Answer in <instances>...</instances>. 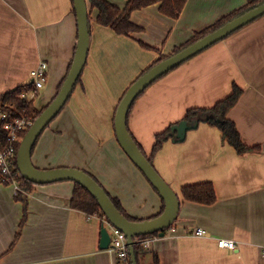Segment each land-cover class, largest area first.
Returning <instances> with one entry per match:
<instances>
[{"label":"crops","instance_id":"1","mask_svg":"<svg viewBox=\"0 0 264 264\" xmlns=\"http://www.w3.org/2000/svg\"><path fill=\"white\" fill-rule=\"evenodd\" d=\"M123 8L126 0H110ZM248 0H187L178 18L159 4L132 13L143 31L116 33L90 17V46L81 81L61 112L39 136L32 152L36 167H77L95 175L130 215H156L163 198L121 146L115 113L124 93L142 72ZM78 40L72 0H0V95L32 82L31 71L48 63L47 81L36 102L52 101L72 62ZM140 41L156 47L145 48ZM243 88L228 116L248 145L261 150L238 153L221 131L205 122L184 141L168 139L153 157L159 173L177 192L180 210L164 236L152 243L142 264H264V15L191 57L152 83L129 113V129L151 154L155 135L181 121L191 107H211ZM178 135L185 124L176 126ZM211 181L217 200H185L184 185ZM75 182L36 184L28 195V216L20 236L23 203L13 187L0 182V264H119L100 246L107 218L72 208ZM203 227L207 234H192ZM237 242L230 250L218 239ZM15 241L14 246L11 245Z\"/></svg>","mask_w":264,"mask_h":264},{"label":"water","instance_id":"2","mask_svg":"<svg viewBox=\"0 0 264 264\" xmlns=\"http://www.w3.org/2000/svg\"><path fill=\"white\" fill-rule=\"evenodd\" d=\"M73 3L78 25V40L74 57L60 90L32 123L23 137L17 154L18 168L25 178L38 184L72 180L85 187L97 199L108 222L126 233L130 244L132 263L138 264L134 251V237L155 232H158L160 236H164L165 228L171 226L176 221L181 203L177 192L159 173L132 137L128 129L129 111L137 97L154 81L241 27L263 16L264 2L226 22L224 25L209 32L171 56L160 60L157 64L139 75L121 98L115 113L117 138L125 152L143 171L165 202V208L161 214L138 221L128 219L115 205L105 188L87 171L77 167L43 169L36 167L32 161L35 143L47 125L51 123L67 103L87 61L90 46L89 3L88 0H73ZM110 240L109 229L106 226L102 227L101 248L107 249Z\"/></svg>","mask_w":264,"mask_h":264},{"label":"trees","instance_id":"3","mask_svg":"<svg viewBox=\"0 0 264 264\" xmlns=\"http://www.w3.org/2000/svg\"><path fill=\"white\" fill-rule=\"evenodd\" d=\"M126 1L127 2L125 6L121 8L117 4L111 2L110 0H88L89 17H91L92 10L96 8L97 9L96 21L99 24L110 27L118 34L131 36L134 32H140L144 30L143 27H141L140 25H138L131 19V15L134 11L142 9L149 5L158 3L159 10L161 13L169 17H172V18H178L187 2V0H126ZM262 2H264V0H248L246 3H244L240 7H237L236 9L220 17L216 22L202 28L201 30L195 31L193 36L190 39H188L183 44L176 46L172 51L168 53H161L158 48L152 47L146 44L145 42L140 41L143 47L151 48L157 52H160L159 58L156 61H154L151 65H149L143 72L148 70L153 65L157 64L160 60L171 56L172 54L178 52L184 47L192 44L196 40L202 38L209 32L214 31L215 29L224 25L226 22L254 8L255 6H257L258 4ZM71 63L69 64L68 71L70 69ZM68 71L66 75L64 76V78L62 79V81L60 82L58 86V91L60 90L68 74ZM80 81H81V76L79 77L77 83ZM32 88H34L33 84L28 83L26 85H19L13 89L6 90L1 93L0 108H1V111L7 115V121H15L16 119L24 117L34 122L39 117V115L42 113V111L45 109L47 105L39 109L35 103V99L28 100L25 96H23V93L25 91H28ZM145 90L137 97V99L145 92ZM242 93H243V88L238 83L233 82L231 93L228 96L218 100L213 106L211 107H200V106L196 107L195 106V107L189 108L186 111L181 121L171 123L164 130H162L161 132H158L155 135V142H154L151 154L149 155L145 152L141 143L133 135V133L129 129V125H128V129L132 137L136 141L137 145L140 147V149L143 151V153L147 156V158L150 160V162L153 165H154L153 157L163 147L164 142H166L168 139H174L176 142L184 141L187 136L186 132L191 129L197 128L199 124L202 122H205L212 126H216L221 131L223 140L226 141L231 146H233L238 153L261 150L262 144L248 145L244 142V140L242 139L241 133L239 129L237 128V124L235 123L233 119H231L228 116L229 110L237 103ZM135 102L133 103V105L135 104ZM133 105L131 109L133 108ZM131 109L129 113L131 112ZM206 113L210 115L206 116ZM128 118H129V115H128ZM182 123L185 124V132L183 135H178L176 126ZM2 124L3 123L0 124V147L6 144V135H7V132L4 129H2ZM47 126H49V124ZM29 128L30 127H27L20 132L19 134L20 139H23V137L25 136ZM20 145H21V141H19L17 144L18 149ZM14 172L20 181V191L18 192V194H15V197L17 198V200L23 203V209H24L23 218L19 224L20 227L18 231L16 232V236H15V241H16V239L20 236L21 229L24 223L27 220L28 202H29L28 195L33 190L34 186L38 183H35L25 178L21 174L18 168L17 158H15V162H14ZM92 177L95 178V176H92ZM95 179L97 180V178ZM97 181L100 183L99 180ZM5 184H8V183H5ZM107 193L109 194V196L111 197L115 205L118 207V209L128 219L135 220V221L144 220L141 218L139 219L137 217H134L130 215L129 213H127L124 207L122 206L120 200L117 197H114L113 195H111L108 191ZM181 194L185 200H188L191 202L202 203V204H213L217 200L215 186L211 181H202V182L186 184L182 187ZM71 206L74 209L84 211L88 214H97V215L104 216L106 218L105 213L103 212L97 199L85 187H83L81 184L77 182H75V186L73 189V194L71 197ZM164 208H165V202L163 200V205L161 207V210L152 217H155L161 214ZM152 217H149V218H152ZM169 228L170 226L165 228L164 231L166 232ZM152 234L158 235V232H155ZM15 241H13L11 248L14 246ZM134 251H135V257H136L137 263L142 264V258L147 253H149L151 250H150V247H145L143 244L137 243L134 245ZM153 264H160L159 257L157 254L154 255Z\"/></svg>","mask_w":264,"mask_h":264},{"label":"built area","instance_id":"4","mask_svg":"<svg viewBox=\"0 0 264 264\" xmlns=\"http://www.w3.org/2000/svg\"><path fill=\"white\" fill-rule=\"evenodd\" d=\"M32 84L34 88L25 91L23 96L28 100L35 99L39 90L44 87L48 77V63L41 60L31 71ZM2 129L7 132L6 144L0 147V181L2 183H11L15 194L20 191V181L14 172V162L17 158V144L20 139V132L30 127L33 121L26 118H19L15 121H7V115L0 108V124ZM111 240L108 250L115 254L119 264H133L130 254V244L126 233L119 227L110 224L109 229ZM193 235L205 236L207 231L203 227H195L192 231ZM158 238L155 234H143L134 237L135 244H143L145 247H151L152 243ZM218 246L234 250L237 248V242L234 239L220 238L217 241Z\"/></svg>","mask_w":264,"mask_h":264},{"label":"rangeland","instance_id":"5","mask_svg":"<svg viewBox=\"0 0 264 264\" xmlns=\"http://www.w3.org/2000/svg\"><path fill=\"white\" fill-rule=\"evenodd\" d=\"M41 90H42V89H40V90H39V92H38L37 96L35 97V103H36V102L39 100V97H38V96H39V94H40ZM227 96H228V95H227ZM207 115H210V114L206 113V116H207ZM53 120H54V119H53ZM53 120H52V121H53ZM47 127H49V126H47ZM47 127H46V128H47ZM87 172H88V171H87ZM89 174H91L92 176H95V175H93V174H92V173H90V172H89ZM142 174L145 176V174L143 173V171H142ZM145 177H146V176H145ZM95 178H97V177L95 176ZM146 179H148V178L146 177ZM97 180H99V179L97 178ZM99 181H100V180H99ZM100 183L102 184V182H101V181H100ZM4 184H5V183H4ZM8 185H11V186H13L11 183H8ZM110 194H111V193H110Z\"/></svg>","mask_w":264,"mask_h":264}]
</instances>
